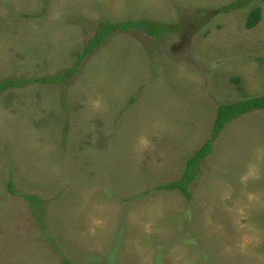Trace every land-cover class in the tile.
Listing matches in <instances>:
<instances>
[{"label":"rangeland","instance_id":"1","mask_svg":"<svg viewBox=\"0 0 264 264\" xmlns=\"http://www.w3.org/2000/svg\"><path fill=\"white\" fill-rule=\"evenodd\" d=\"M236 1L0 0V81L69 70L101 21L172 26L116 32L64 85L0 94V264H264L263 110L226 125L190 200L157 189L220 104L264 94V0L222 10Z\"/></svg>","mask_w":264,"mask_h":264},{"label":"trees","instance_id":"2","mask_svg":"<svg viewBox=\"0 0 264 264\" xmlns=\"http://www.w3.org/2000/svg\"><path fill=\"white\" fill-rule=\"evenodd\" d=\"M251 0H237L233 5H228L222 10L225 12H231L237 8H241L249 5ZM220 10V11H222ZM261 19V10L256 8L253 10L248 18L246 27L248 29L254 28ZM80 20V19H79ZM82 22V20H81ZM175 26V24H174ZM170 25L154 20L149 19H132L125 20L122 22H114L110 20L101 21L93 38H91L84 50L78 55V58L75 62V65L69 70L57 73L52 76H43L36 78H9L0 81V94L7 92L8 90L26 86L31 83L39 84H58L64 85L65 83L70 82L76 76V74L81 71L83 63L88 55L95 52V50L109 41V39L115 35L116 32H129L133 30H143L145 34L152 37H159L168 32H171ZM261 63L264 64V56L257 58ZM232 81L238 82L239 79L235 77ZM134 99L130 101L131 105L133 104ZM264 111V94L256 95L250 98H246L241 101L234 103H224L218 106L214 124L211 130V138L208 139L190 158H187V166L182 178L171 183L160 185L157 189H167L170 191L178 190L180 191L185 198H191V188L190 186L195 182L199 176L200 164L203 160L207 158L208 155L212 153L213 143L218 139L221 132L224 130L226 125L233 121L234 119L254 111ZM199 170V171H198ZM9 190L13 194H17L14 191L13 185L10 183ZM31 202H37L35 196H27ZM64 264H72L67 260H64Z\"/></svg>","mask_w":264,"mask_h":264}]
</instances>
